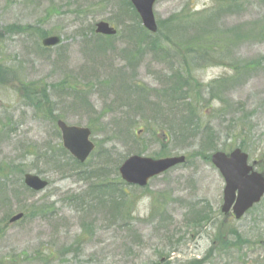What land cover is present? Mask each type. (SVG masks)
<instances>
[{
	"label": "rangeland",
	"instance_id": "obj_1",
	"mask_svg": "<svg viewBox=\"0 0 264 264\" xmlns=\"http://www.w3.org/2000/svg\"><path fill=\"white\" fill-rule=\"evenodd\" d=\"M128 3L0 0V264H264V199L225 223L208 164L244 142L264 173V0H159L154 36ZM58 120L90 129L84 165ZM136 155L187 163L139 190L118 175Z\"/></svg>",
	"mask_w": 264,
	"mask_h": 264
},
{
	"label": "water",
	"instance_id": "obj_2",
	"mask_svg": "<svg viewBox=\"0 0 264 264\" xmlns=\"http://www.w3.org/2000/svg\"><path fill=\"white\" fill-rule=\"evenodd\" d=\"M136 11L138 12L145 28L151 33L156 32L157 26L154 18L153 5L156 0H131ZM97 33L104 35L114 34V30L108 24L100 23L98 25ZM58 39H46L44 46H55ZM63 135V145L72 156L77 157L81 162H84L91 151L93 145L88 142L90 133L88 130H80L77 128H69L62 122L58 123ZM184 157L171 158L160 161L152 159H145L141 157H134L129 159L125 165L120 169V174L123 179L135 185L146 186L150 178L161 175L171 167L182 164ZM213 163L222 173L225 182H227L225 190L224 211L228 210V206H232L236 200V192L238 197L236 206L234 207V214L237 219L245 214L253 205L258 204L261 197L264 195V178L259 174H249L252 170L247 166V155L236 150L230 155L217 154L212 158ZM26 185L31 189L41 191L47 186V182L39 179L36 176H26ZM22 219V215L11 219V222H16Z\"/></svg>",
	"mask_w": 264,
	"mask_h": 264
},
{
	"label": "trees",
	"instance_id": "obj_3",
	"mask_svg": "<svg viewBox=\"0 0 264 264\" xmlns=\"http://www.w3.org/2000/svg\"><path fill=\"white\" fill-rule=\"evenodd\" d=\"M183 49V48H182Z\"/></svg>",
	"mask_w": 264,
	"mask_h": 264
}]
</instances>
